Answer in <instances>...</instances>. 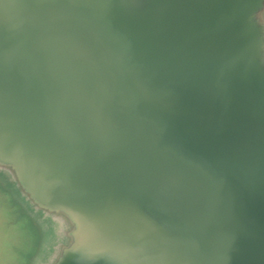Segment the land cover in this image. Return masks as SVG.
Instances as JSON below:
<instances>
[{
	"label": "water",
	"instance_id": "obj_1",
	"mask_svg": "<svg viewBox=\"0 0 264 264\" xmlns=\"http://www.w3.org/2000/svg\"><path fill=\"white\" fill-rule=\"evenodd\" d=\"M0 264H264V0H0Z\"/></svg>",
	"mask_w": 264,
	"mask_h": 264
}]
</instances>
